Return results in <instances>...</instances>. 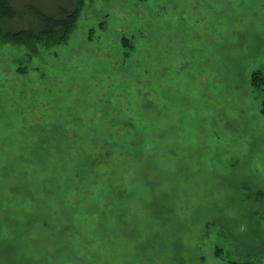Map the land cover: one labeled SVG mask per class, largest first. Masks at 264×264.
<instances>
[{"label":"rangeland","instance_id":"374dc122","mask_svg":"<svg viewBox=\"0 0 264 264\" xmlns=\"http://www.w3.org/2000/svg\"><path fill=\"white\" fill-rule=\"evenodd\" d=\"M13 1L6 31L75 5ZM35 39L0 37V264H264V0H83Z\"/></svg>","mask_w":264,"mask_h":264},{"label":"trees","instance_id":"16d2710c","mask_svg":"<svg viewBox=\"0 0 264 264\" xmlns=\"http://www.w3.org/2000/svg\"><path fill=\"white\" fill-rule=\"evenodd\" d=\"M82 1L75 0L74 7L72 4L69 7L60 4L61 6H58V9H54V7L51 13H46L41 6L39 7V4H36L35 7L29 6L26 9L27 12L31 13L28 19L26 18L28 25L21 27V24H19L17 30L6 31L4 28L6 22L13 23L15 20L23 22L25 14L24 10L18 9L13 0H0V37L13 43H21L26 40L25 42L28 43L27 45L31 51L35 50V37H41L44 34L49 36L52 41L60 43L68 37L72 27L77 22L79 5ZM32 16L36 21L34 25L31 22ZM260 79L264 81V77Z\"/></svg>","mask_w":264,"mask_h":264}]
</instances>
